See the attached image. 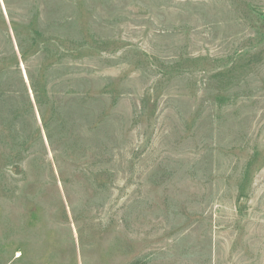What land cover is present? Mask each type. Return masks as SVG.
Instances as JSON below:
<instances>
[{
  "label": "rangeland",
  "instance_id": "rangeland-1",
  "mask_svg": "<svg viewBox=\"0 0 264 264\" xmlns=\"http://www.w3.org/2000/svg\"><path fill=\"white\" fill-rule=\"evenodd\" d=\"M0 264H264V0H0Z\"/></svg>",
  "mask_w": 264,
  "mask_h": 264
}]
</instances>
